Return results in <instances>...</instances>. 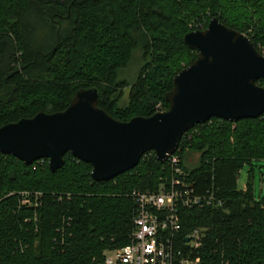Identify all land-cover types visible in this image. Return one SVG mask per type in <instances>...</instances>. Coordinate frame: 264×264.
<instances>
[{"label":"trees","instance_id":"obj_1","mask_svg":"<svg viewBox=\"0 0 264 264\" xmlns=\"http://www.w3.org/2000/svg\"><path fill=\"white\" fill-rule=\"evenodd\" d=\"M213 18L264 55V0H0V127L62 112L90 88L118 122L166 111L173 78L197 58L185 35ZM134 61L130 80L122 74ZM175 155L180 175L146 152L135 168L94 182L68 153L54 173L46 159L26 166L0 154V264H102L104 252L130 243L137 195L172 178L203 201L178 208L174 251L187 253L186 237L200 230L190 252L200 264H264V194L255 198L249 180L237 187L245 165L264 161V114L195 125Z\"/></svg>","mask_w":264,"mask_h":264},{"label":"water","instance_id":"obj_2","mask_svg":"<svg viewBox=\"0 0 264 264\" xmlns=\"http://www.w3.org/2000/svg\"><path fill=\"white\" fill-rule=\"evenodd\" d=\"M183 42L197 58L173 78L166 111L118 122L98 107L97 89H80L62 112L0 127V154L26 166L46 159L54 173L68 153L91 167L94 182H106L135 168L146 152L166 162L195 125L213 118L235 124L264 114V55L248 36L213 18Z\"/></svg>","mask_w":264,"mask_h":264},{"label":"built area","instance_id":"obj_3","mask_svg":"<svg viewBox=\"0 0 264 264\" xmlns=\"http://www.w3.org/2000/svg\"><path fill=\"white\" fill-rule=\"evenodd\" d=\"M166 162L177 175L181 174L175 153ZM137 197L138 210L130 243L120 250L104 252L102 264H200L198 258H191L190 252L200 246L202 231L195 230L186 237L188 252L185 254L174 251L172 240L180 229L178 208L202 206V199L192 196V191L174 178L161 184L157 191ZM212 200L209 197L205 202L211 205Z\"/></svg>","mask_w":264,"mask_h":264},{"label":"rangeland","instance_id":"obj_4","mask_svg":"<svg viewBox=\"0 0 264 264\" xmlns=\"http://www.w3.org/2000/svg\"><path fill=\"white\" fill-rule=\"evenodd\" d=\"M192 27V26H190ZM139 53L135 57H138ZM137 59V58H136ZM135 59V60H136ZM137 64L136 61L127 69L122 75L128 76L130 80H133L137 73ZM127 92V91H126ZM198 156L196 154L190 155L188 157L189 165H195L197 162ZM251 183L252 190L255 198H259L264 194V161L253 162L252 166L245 165L237 179V187L239 190H244L247 182Z\"/></svg>","mask_w":264,"mask_h":264}]
</instances>
